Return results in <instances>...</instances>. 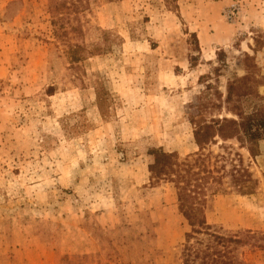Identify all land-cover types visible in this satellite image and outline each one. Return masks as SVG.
<instances>
[{
    "label": "rangeland",
    "instance_id": "1",
    "mask_svg": "<svg viewBox=\"0 0 264 264\" xmlns=\"http://www.w3.org/2000/svg\"><path fill=\"white\" fill-rule=\"evenodd\" d=\"M245 54L263 76L249 112L264 104V0H0V264H182L188 225L149 150L195 153L190 116L223 101ZM225 106L204 117L236 118ZM255 151L205 150L206 220L256 235L246 264H264V138ZM239 157L251 194L230 184Z\"/></svg>",
    "mask_w": 264,
    "mask_h": 264
},
{
    "label": "trees",
    "instance_id": "2",
    "mask_svg": "<svg viewBox=\"0 0 264 264\" xmlns=\"http://www.w3.org/2000/svg\"><path fill=\"white\" fill-rule=\"evenodd\" d=\"M66 33V32H65ZM83 48L79 45L69 46V59L76 62L82 58ZM252 57L244 55L245 73L234 76L226 83L223 101L218 90L214 95L220 102L217 104L211 98L208 103L197 104V114L190 116L193 125V138L197 145L195 153L180 159L175 152H166L162 148L149 150L152 157L150 181H166L173 184L176 190L178 211L186 220L188 230L184 234L181 248L182 264H246L242 257L241 247L258 246L257 237L250 230L237 233H227L221 226L210 224L206 220L207 190L215 180L214 169L207 165L206 148L217 140L227 141L237 139L241 147H246L252 157L257 155L256 145L264 138V104L256 103L249 112L242 107L243 100L255 98L260 101L258 87L261 77L256 71ZM207 85V88H210ZM206 98V97H205ZM226 104L227 112L236 118L204 117V110H222ZM239 156V154H238ZM230 184L240 194H251L255 190L256 180L248 169L239 164H233L229 170Z\"/></svg>",
    "mask_w": 264,
    "mask_h": 264
}]
</instances>
